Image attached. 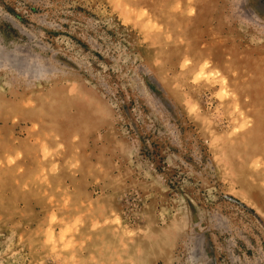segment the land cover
<instances>
[{"label": "rangeland", "instance_id": "rangeland-1", "mask_svg": "<svg viewBox=\"0 0 264 264\" xmlns=\"http://www.w3.org/2000/svg\"><path fill=\"white\" fill-rule=\"evenodd\" d=\"M0 264H264V0H0Z\"/></svg>", "mask_w": 264, "mask_h": 264}]
</instances>
